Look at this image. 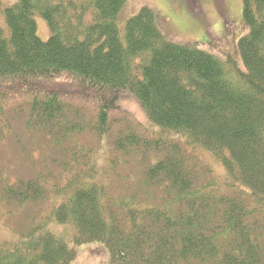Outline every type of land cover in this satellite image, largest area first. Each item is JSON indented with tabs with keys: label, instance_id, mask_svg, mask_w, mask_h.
<instances>
[{
	"label": "trees",
	"instance_id": "obj_1",
	"mask_svg": "<svg viewBox=\"0 0 264 264\" xmlns=\"http://www.w3.org/2000/svg\"><path fill=\"white\" fill-rule=\"evenodd\" d=\"M128 4L0 0V264L90 244L109 264H264V0H243L240 59L173 42L149 7L124 22Z\"/></svg>",
	"mask_w": 264,
	"mask_h": 264
},
{
	"label": "rangeland",
	"instance_id": "obj_2",
	"mask_svg": "<svg viewBox=\"0 0 264 264\" xmlns=\"http://www.w3.org/2000/svg\"><path fill=\"white\" fill-rule=\"evenodd\" d=\"M16 1L3 0L7 7ZM199 1L200 6L195 3L199 9L195 10L193 8L197 7L194 4H189L187 0H185V4L183 0H129L123 21L126 22L138 15L143 7H149L156 14L158 13L160 19L158 25L160 24V28L168 34L173 42L207 52L212 51L220 56L232 54L240 59L238 39L246 32L245 26L241 27L243 0ZM37 23L38 36L43 42H46L50 37L48 26L40 18L37 19ZM210 41L214 42V48L210 46ZM119 105L144 126H152L145 111L128 91L123 93ZM104 153L101 151L99 157L103 158ZM4 231L0 227V239L6 236ZM75 251L76 260L73 264H109L107 251L102 244L79 246L75 248Z\"/></svg>",
	"mask_w": 264,
	"mask_h": 264
},
{
	"label": "bare ground",
	"instance_id": "obj_3",
	"mask_svg": "<svg viewBox=\"0 0 264 264\" xmlns=\"http://www.w3.org/2000/svg\"><path fill=\"white\" fill-rule=\"evenodd\" d=\"M253 19V18H252ZM77 100V99H76ZM29 206V205H28ZM27 207V206H26ZM23 211V210H22ZM22 211H21V213H22ZM18 214V213H17ZM179 215H181V214H179ZM167 230V229H166ZM173 231V230H172ZM166 233V232H165ZM171 233V232H170ZM143 236V235H142ZM163 242V241H162ZM152 243V242H151ZM164 243V242H163ZM154 244H157V243H154ZM238 246V245H237ZM148 247V246H147ZM153 247V246H152ZM239 250V249H238ZM198 261V260H197Z\"/></svg>",
	"mask_w": 264,
	"mask_h": 264
},
{
	"label": "flooded vegetation",
	"instance_id": "obj_4",
	"mask_svg": "<svg viewBox=\"0 0 264 264\" xmlns=\"http://www.w3.org/2000/svg\"><path fill=\"white\" fill-rule=\"evenodd\" d=\"M192 0H190V2H191ZM183 3L185 4V0H183Z\"/></svg>",
	"mask_w": 264,
	"mask_h": 264
}]
</instances>
